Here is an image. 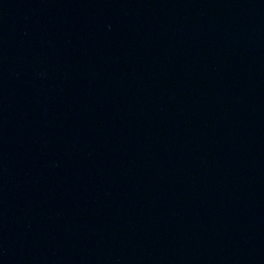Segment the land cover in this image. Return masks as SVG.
Listing matches in <instances>:
<instances>
[{"label": "water", "instance_id": "1", "mask_svg": "<svg viewBox=\"0 0 264 264\" xmlns=\"http://www.w3.org/2000/svg\"><path fill=\"white\" fill-rule=\"evenodd\" d=\"M0 264H264V0H0Z\"/></svg>", "mask_w": 264, "mask_h": 264}]
</instances>
